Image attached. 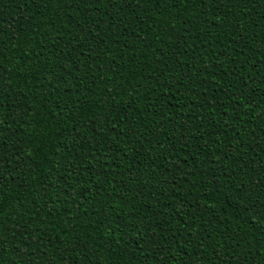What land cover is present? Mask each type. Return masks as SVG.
<instances>
[{
    "label": "trees",
    "instance_id": "obj_1",
    "mask_svg": "<svg viewBox=\"0 0 264 264\" xmlns=\"http://www.w3.org/2000/svg\"><path fill=\"white\" fill-rule=\"evenodd\" d=\"M0 264H264V0H0Z\"/></svg>",
    "mask_w": 264,
    "mask_h": 264
}]
</instances>
